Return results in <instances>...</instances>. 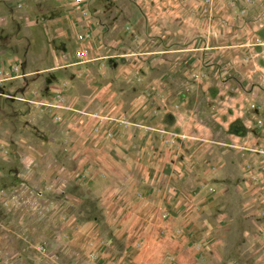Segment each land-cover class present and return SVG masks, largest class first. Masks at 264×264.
<instances>
[{
	"label": "rangeland",
	"instance_id": "374dc122",
	"mask_svg": "<svg viewBox=\"0 0 264 264\" xmlns=\"http://www.w3.org/2000/svg\"><path fill=\"white\" fill-rule=\"evenodd\" d=\"M84 2L83 19L76 0H0V58L20 61L5 72L0 65V264H68L36 236L57 232L66 246L77 224L57 202L68 198L58 161L70 153L73 126L93 123L92 136L112 138L104 122L132 124L116 100L148 97L154 72L161 86L173 80L175 103L197 106L202 78H219L206 84L222 87V102H242L244 116L217 134L223 144L244 145L237 148L244 153L231 155L233 169L220 186L207 173L205 209L193 212L188 232L208 262L264 264V0ZM88 39L95 40L88 55L78 57L76 40ZM88 84L106 87L115 103L92 109L75 100ZM162 134L176 150L198 137L192 128ZM98 213L82 211L79 219ZM27 234L33 238L22 242Z\"/></svg>",
	"mask_w": 264,
	"mask_h": 264
},
{
	"label": "crops",
	"instance_id": "0c3cea01",
	"mask_svg": "<svg viewBox=\"0 0 264 264\" xmlns=\"http://www.w3.org/2000/svg\"><path fill=\"white\" fill-rule=\"evenodd\" d=\"M78 9L82 14L84 8L78 4ZM94 41L76 40L75 48H88ZM149 48L157 52L160 45L150 44ZM154 58L157 61L158 56ZM18 62L0 58L4 72ZM158 65L154 62V67ZM157 77L154 72L153 78H148L156 84L149 86L148 97L133 92L116 100L106 87L99 90L91 84L84 93L76 89L75 100L92 109L110 106L115 99L132 124L125 127L104 122L102 130L110 129L112 138L92 136L93 123L74 124L67 144L70 153H63L58 161L60 178L69 185L68 198L57 202L59 209L73 214L77 224H70L66 246L59 244L62 236L57 232L36 236L55 247V259L65 257L68 264H217L207 261L188 228L193 212L205 209L204 196L209 192L202 185L217 179L220 186L233 169L231 155L244 153L237 149L244 145L218 141L217 132L219 126L226 130L244 116L245 110L239 99L222 102V87L206 84L219 78H202L203 88H197L200 103L190 106L188 102L175 103L169 89L173 80L161 86V77ZM183 91L177 98L184 96ZM191 128L197 140H183L178 150L161 140L163 131ZM207 173L214 178L207 180L211 177ZM91 209L99 213L91 212L81 221V212ZM19 237L22 242L33 238L31 234ZM10 238L13 241L14 237Z\"/></svg>",
	"mask_w": 264,
	"mask_h": 264
},
{
	"label": "built area",
	"instance_id": "2783aa9c",
	"mask_svg": "<svg viewBox=\"0 0 264 264\" xmlns=\"http://www.w3.org/2000/svg\"><path fill=\"white\" fill-rule=\"evenodd\" d=\"M77 1V3L79 4V5H81V6H83L84 5V1L85 0H76ZM86 35V34H85ZM84 34H80L79 35V40H82V39H84L85 37H89V35L87 34L86 36H85ZM88 49H86V48H79L77 51H76V55L78 56V57H83V56H87L88 54ZM56 95V99L57 100H61L62 98H63V96H62V93L61 92H57V94H55ZM63 106V105H62Z\"/></svg>",
	"mask_w": 264,
	"mask_h": 264
}]
</instances>
